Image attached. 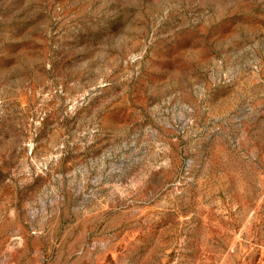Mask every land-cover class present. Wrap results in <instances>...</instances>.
I'll return each instance as SVG.
<instances>
[{
    "label": "rangeland",
    "instance_id": "374dc122",
    "mask_svg": "<svg viewBox=\"0 0 264 264\" xmlns=\"http://www.w3.org/2000/svg\"><path fill=\"white\" fill-rule=\"evenodd\" d=\"M0 264H264V0H0Z\"/></svg>",
    "mask_w": 264,
    "mask_h": 264
}]
</instances>
